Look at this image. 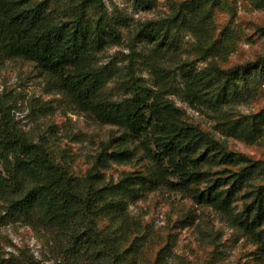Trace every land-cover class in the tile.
Returning a JSON list of instances; mask_svg holds the SVG:
<instances>
[{
	"label": "trees",
	"instance_id": "1",
	"mask_svg": "<svg viewBox=\"0 0 264 264\" xmlns=\"http://www.w3.org/2000/svg\"><path fill=\"white\" fill-rule=\"evenodd\" d=\"M105 1L0 0V60L36 64L79 111L120 133L115 147L107 145L78 178L13 128L0 109V232L21 223L47 234L53 264H161L162 250L147 258L141 252V226L131 225L129 209L164 186L221 215L264 256V164L230 151L166 97L171 79L180 77L185 103L214 114L222 135L254 144L264 139V109L250 116L229 109L254 98L264 77V55L244 65L199 68L198 59L207 62L228 52L215 39L220 0H175L169 15L130 31L146 48L141 59L155 88L133 66L121 83L122 98L109 100L105 92L114 70L100 67L98 59L123 44L128 28ZM249 2L264 9V0ZM135 3L151 10L158 0ZM186 32L196 39L198 59L183 57ZM174 56L172 70L166 61ZM136 160L147 161L148 171L106 180L111 164ZM0 264L41 263L24 253L6 258L0 249Z\"/></svg>",
	"mask_w": 264,
	"mask_h": 264
},
{
	"label": "rangeland",
	"instance_id": "2",
	"mask_svg": "<svg viewBox=\"0 0 264 264\" xmlns=\"http://www.w3.org/2000/svg\"><path fill=\"white\" fill-rule=\"evenodd\" d=\"M172 1L175 0H158L157 7L151 10L140 8L135 0L105 1L108 12L128 28L123 32V44L105 50L98 59L100 67L110 65L114 70V80L105 92L109 100L122 98L121 83L133 66L137 76L148 87L155 88L157 82L145 70L141 59L146 48L132 40L130 31L141 23L169 15ZM220 4L221 8L214 14L215 39L229 47L227 55L207 62L199 60L196 39L186 32L184 59L197 57L200 62L197 66L206 68L214 64L222 67L244 65L263 56L264 9H256L249 0H220ZM166 62L172 70L177 69L178 57H169ZM176 71L178 75L179 71ZM170 85L166 97L185 113L190 123L199 126L230 151L264 164V139L249 144L222 135L214 114L197 111L183 101L180 77H173ZM254 89L256 94L252 100L233 106L229 111L250 116L264 109V77ZM0 109L13 128L30 141L43 145L57 163L78 178L84 177L95 165L107 145L115 147L113 139L120 134L116 128L101 125L90 114L79 111L36 64L24 60H0ZM149 166L143 160H136L129 166L111 164L105 173L106 180L117 182L125 172H147ZM129 212L131 225L141 226L139 237L145 258L162 250L161 264H264V256L257 247L221 215L167 187L146 194L130 206ZM0 249L6 258L24 253L34 256L41 264L54 263L51 238L21 223L7 225L1 230Z\"/></svg>",
	"mask_w": 264,
	"mask_h": 264
}]
</instances>
